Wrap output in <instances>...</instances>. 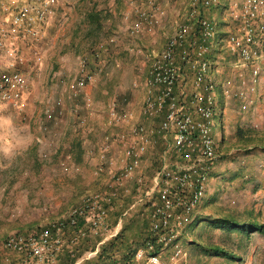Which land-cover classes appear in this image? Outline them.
<instances>
[{"label":"rangeland","instance_id":"1","mask_svg":"<svg viewBox=\"0 0 264 264\" xmlns=\"http://www.w3.org/2000/svg\"><path fill=\"white\" fill-rule=\"evenodd\" d=\"M189 1L179 0L177 7H169L173 9L170 13L166 1L162 0L165 14L159 26L152 33L138 36L158 34L161 44L143 42L134 49L144 53L159 52L173 31V21L189 19ZM222 1L219 10L212 8L205 12L214 25L217 18L220 20L214 31L224 32V36L219 37L220 42L211 43L208 58L211 72L204 79L207 88L195 86L192 69L179 64L178 89L187 93V100L195 92L203 97L199 105L190 104V113L200 120L198 107L208 109L210 115L202 120L216 137L215 157L203 163L208 177L205 197L192 213L195 219L176 228L175 241L186 253L185 260L179 264H264V0ZM60 2L66 16L62 13L58 23L49 24L42 40L20 41L13 46L23 62H10L26 74L29 89L24 106L0 100V241L17 231L29 234L46 227L77 205L80 196L109 191L112 175L123 165L122 144L116 147V154L120 155L113 169L105 167L96 172L95 167L100 163L98 155L96 166L90 165L91 169L85 171L71 149L64 147V140L71 131H76L72 125L74 116L87 110L95 111L96 99L102 106L113 99L119 101L121 108L131 102L143 104L134 83H141L145 78L149 60L140 57L136 50L131 52L127 46L124 49L130 40L138 38L127 35L126 23L122 21L126 0ZM250 3L252 7H244ZM247 10L253 13L247 22L253 29L254 42L249 45L252 57L245 61L231 52L226 39L230 33L243 35L239 26L246 20ZM113 35L120 36L123 44L115 47L120 49L111 59L108 54L102 57L105 64L97 78L104 92L95 99L94 89L89 86L87 95L91 105L88 108L83 98H70L66 87L75 76L79 58ZM34 51H39V61L34 60ZM8 65V57L0 50V68ZM58 97L63 100L61 111L48 114L46 110ZM108 112L109 107L105 108L109 118ZM120 112L123 116V110ZM219 121L223 126V139L215 126ZM159 122L160 116L143 119L140 115L135 124L152 130ZM130 126L101 124L102 129H108L105 133L119 134L126 133ZM151 137L152 144L142 157L140 167L131 178L112 190L115 200L108 212L107 230L121 232L122 245L117 242L120 251L109 249V258L101 264H125L122 256L129 257L133 252L129 247L136 249L143 245L151 228V201L157 195L156 192L146 193L151 190L152 179L161 165L166 163L170 168L181 169L192 163L172 149V137L167 143L156 134ZM79 177L95 186L75 195L78 190L71 188L70 183ZM138 178L143 179L142 184L137 182ZM227 218V221L235 219L241 226L229 227L231 224L225 222ZM243 225L247 226L246 232L241 230ZM97 239L88 235L70 247L79 254L75 262L81 260L79 264H85L82 259L97 257L96 254L89 256V252L82 249L83 245L93 247ZM68 251L65 249L54 261L44 264H65ZM170 255L169 250L164 252V257ZM11 258L15 263L18 256Z\"/></svg>","mask_w":264,"mask_h":264},{"label":"built area","instance_id":"2","mask_svg":"<svg viewBox=\"0 0 264 264\" xmlns=\"http://www.w3.org/2000/svg\"><path fill=\"white\" fill-rule=\"evenodd\" d=\"M162 0H126V9L122 12V21L126 23V33L136 38L142 33H152L159 26L165 14ZM220 0H190L188 3L189 19L173 21V31L159 52L136 53L149 60L148 72L141 83H134L136 88L145 90L141 114L146 117L160 116L156 129L149 130L143 124H135L119 134L122 144L123 165L113 175V182L108 184L109 191L89 193L80 202L69 208L65 215L44 228L32 233L17 231L0 241V264H44L52 262L65 249H70L80 238L88 235L97 236L108 229V212L115 198L112 192L117 184L133 176L140 167L142 157L152 144V134L165 143L172 137V149L191 164L181 168H170L163 163L155 173L153 186L146 194L156 192V200L151 202V235L142 246L136 249L130 264H179L186 253L178 241L177 227L191 221L192 213L205 197L208 182L204 162L215 157L214 142L208 126L203 122L210 115L208 109L199 106L196 120L189 111L190 104L199 105L203 101L200 93L195 92L189 100L183 89H178L181 66L188 65L194 75V85L206 89L205 77L211 72L208 54L214 41L215 29L204 15L212 5H219ZM60 0H0V50L9 59V65L0 68V100L15 106H24L29 89V79L23 71L15 68L10 61L23 62L13 48L20 41H40L46 36L49 24L58 23L64 10ZM253 3L248 6L252 7ZM239 31L227 36V43L232 53H237L243 60L252 57L249 45L254 42L253 29L248 24L253 13L247 10ZM194 20V21H192ZM55 22V23H52ZM113 41V40H111ZM106 42H101L78 61L75 76L67 85L69 97L83 98L86 106L91 105L87 88L103 72L101 52L106 50ZM34 60L41 59L39 51H34ZM62 98H56L46 112L61 111ZM108 124H119L123 118L118 112L116 101L109 105ZM110 145L104 142L98 153L99 164L96 172L106 167ZM109 165L112 163L109 162ZM139 184L143 183L138 178ZM67 234L69 235L66 239ZM171 255L164 257L165 251ZM97 252H89L94 256ZM12 255L18 256L15 263ZM185 260V259H184ZM81 260L74 264H79Z\"/></svg>","mask_w":264,"mask_h":264},{"label":"crops","instance_id":"3","mask_svg":"<svg viewBox=\"0 0 264 264\" xmlns=\"http://www.w3.org/2000/svg\"><path fill=\"white\" fill-rule=\"evenodd\" d=\"M165 1H166V5H168V11L170 13L173 12L172 11L173 9L171 10L169 7H174V6L177 7V5L179 3V0H165ZM114 32H116L118 34V31L114 30ZM119 34H121V33H119ZM118 37H120V36L113 35V36H109V37L102 40V42L107 43L106 44V46H107L106 50L101 52V56L103 58L106 54H108L109 58L111 59L112 55L115 54L117 52V50L120 49V48L115 49L116 46H120L121 44H123V39L122 38L119 39ZM124 37H125V35H124ZM111 40H113V41H111ZM143 42H145L147 44H151V45H154V43H156V45H160L161 44L160 35H158V34L155 36L144 35V36L138 37L136 40H130V43L125 45L124 49L127 46V48H130L131 52H132V50L134 51V47H136V45H138V43L143 44ZM135 55L136 56H134V55L133 56L137 58L138 54H135ZM140 57H143V56L140 55ZM99 80L100 79L97 78L96 81L91 84L92 89H94L95 99H96V97L97 98L101 97L102 96L101 93L104 92V90L101 89V84L98 83ZM93 87H95V88H93ZM136 91H138L140 93V95H142L141 100L143 102V99L145 96V90L142 87H138V89ZM114 100L115 99L110 100V102L107 104V106H102L101 102L97 101V99H96L95 100L96 104L94 102V105H95L94 107L96 108L95 111L93 109V111H91V112H89V110H87L86 113L80 112L79 114H76L74 116L73 124H72L73 126H75L74 130H76V131H73V132L71 131L68 134V137L64 140V142H65V144H63L64 147H68L71 149L73 154H75V156H77L80 163L82 165H84L83 170H85V171L91 169L90 165L96 166V164H97L96 160H98L97 155L100 151V146L104 142H106L110 145V150L107 154L106 169H108V168L113 169V166L117 162V159H118L117 157L120 155V154L119 155L116 154V147L120 146V144H121L119 141V133L118 132L114 133L112 131L105 133V131H107L108 129H106V128L102 129L101 128V124L104 126L108 125V119L109 118L105 114V108H108L110 103ZM72 101H74V100H72ZM116 103H117L118 112L121 114L120 110H123V113H124L123 118H122L121 122L119 123V125H123L124 123H126V125H135V123L137 122V119L139 118L140 115L142 116L143 119H148V117L141 114V106H139L137 102L136 103H133V102L128 103V104H126L125 108L118 107L119 101H116ZM103 107H104V109H102V110L99 109V108H103ZM125 129H127V128H125ZM101 130H102V132H101ZM157 138H159V137H157ZM121 149H122V146H121ZM93 156H95V157L92 158ZM108 161L111 162L112 164L109 165ZM71 165H73V164L71 163ZM95 169H96V167H95ZM55 184H57V182ZM94 186H95V184L92 183L91 181H89L88 179H85V181H82L81 177H79L78 180L72 181L70 183L71 188H76L78 190V191H76L75 195L81 193L84 189H91ZM81 198L82 197L80 196L79 199H81ZM119 224H121V221ZM116 234H117V229H114L113 231L104 230V231H102L101 234H99L97 236H93V237H98V239L95 242L93 247H86L85 245H83L82 249L85 252H94V251L98 252L100 250V248L102 247V244L113 239V237ZM68 236L69 235L67 234L66 239ZM90 236H92V235H90ZM85 238H80L79 240H84Z\"/></svg>","mask_w":264,"mask_h":264},{"label":"trees","instance_id":"4","mask_svg":"<svg viewBox=\"0 0 264 264\" xmlns=\"http://www.w3.org/2000/svg\"><path fill=\"white\" fill-rule=\"evenodd\" d=\"M222 4H223V1L222 0H220V4L219 5H212L211 6V8L210 9H212V8H216L217 10H219V8L222 6ZM204 15H205V13H204ZM208 19V18H207ZM209 20V19H208ZM210 21V20H209ZM220 22V20H219V18H217V22H216V24L214 25L213 23H212V21H210V23H211V25L213 26L214 25V27H216V26H218V23ZM214 29H216V28H214ZM224 34V32H222V31H218V32H215V35H214V41H218V42H220L221 40H219V37H221L222 35ZM224 36V35H223ZM211 55V53L209 52V54H208V58H209V56ZM80 99H82V98H80ZM79 99V100H80ZM83 101H84V99H82ZM215 126H217V128H218V130H220V139H223V126H222V123H221V121H219V123H215ZM212 138H213V142H214V151H215V148H216V137H215V135L214 134H212ZM157 194V193H156ZM158 195V194H157ZM157 195L154 197V199L152 200V201H154V200H156V197H157ZM114 200H115V198H114ZM151 201V202H152ZM113 203H114V201L112 202V205H111V209L113 208ZM201 203V202H200ZM150 210H151V208H150ZM192 216V219H191V221H189L190 223L192 222V220H194L195 218L193 217V215H191ZM229 218V217H228ZM228 218L225 220V222L226 223H230L231 225L229 226V227H239V226H241V225H239L238 223H236L233 219H230V221L232 220L233 222H230V221H227L228 220ZM193 224V223H192ZM241 230H243L244 232H246V230H247V226L246 225H243V227H241ZM148 235L145 237L146 239L148 238V237H150V235H151V230H150V232L148 231ZM122 237V233L121 232H119V233H117L114 237H113V239H111V240H109L108 242H105V243H103L102 244V247L100 248V250L96 253V255L95 256H97L94 260H89V259H82V262H84L85 264H101V262H103V260H105L106 258H109L108 256V254H109V249H118L119 250V245H117L118 243V241L119 242H121V245H122V239H120ZM145 240V239H144ZM120 245V246H121ZM137 249V248H136ZM136 249H132V248H130L129 247V250H131V251H133L132 252V254L131 255H129V257H127V255H125V256H122L123 257V260H125L124 262H125V264H130L131 263V261H132V256H133V254H134V252L136 251ZM69 250V249H68ZM128 250V251H129ZM120 251V250H119ZM127 251V252H128ZM75 252H77V250H74V251H71V250H69L68 251V253H67V257H69L68 258V260L65 262V264H73L74 262H75V259L79 256V254H76ZM127 258H128V260H127Z\"/></svg>","mask_w":264,"mask_h":264}]
</instances>
